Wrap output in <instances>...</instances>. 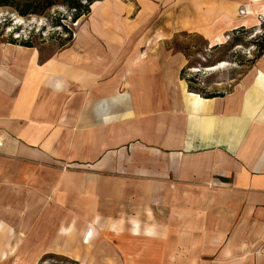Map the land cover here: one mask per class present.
<instances>
[{
    "label": "crops",
    "instance_id": "0c3cea01",
    "mask_svg": "<svg viewBox=\"0 0 264 264\" xmlns=\"http://www.w3.org/2000/svg\"><path fill=\"white\" fill-rule=\"evenodd\" d=\"M258 14L264 0H94L53 51L0 41V231L22 264H264V46L210 96L162 48Z\"/></svg>",
    "mask_w": 264,
    "mask_h": 264
},
{
    "label": "rangeland",
    "instance_id": "374dc122",
    "mask_svg": "<svg viewBox=\"0 0 264 264\" xmlns=\"http://www.w3.org/2000/svg\"><path fill=\"white\" fill-rule=\"evenodd\" d=\"M93 1L56 0L55 3L40 11L24 14L17 12L11 5L0 4V41L19 44L24 42L44 52L53 51L64 43H68L80 18L89 10ZM67 2L81 5L79 8H74ZM42 3V0H39L33 6L39 9ZM86 6H88L87 11ZM246 8L245 13H249V6ZM76 10H79V15L73 18L72 14ZM253 19L255 23L252 25L239 27L231 33L228 31L229 35L224 38L223 42H207L202 35L196 32L182 30L164 39L162 48L179 52L183 62L178 72L179 77L184 80L187 78L192 87L204 93L223 92L228 90L233 82L240 79L255 58L260 43L259 34L263 30L260 23L264 20V14H258ZM231 34H235L240 39V43L231 42ZM222 62L225 63L224 66L210 69ZM7 204L11 207L10 203ZM39 205L38 211L42 208V204ZM21 215L20 213L18 218L20 220ZM1 217L7 226L12 220H16L10 208L3 209ZM23 220L25 221L26 218ZM19 233L18 237L24 236L22 231ZM24 239H19V242ZM16 240V237L0 231V241L10 248V250H4L5 256L0 259V264L23 263L22 258H19L22 250L13 255L15 250L8 246ZM34 264H79V262L66 254L47 252L36 259Z\"/></svg>",
    "mask_w": 264,
    "mask_h": 264
},
{
    "label": "trees",
    "instance_id": "16d2710c",
    "mask_svg": "<svg viewBox=\"0 0 264 264\" xmlns=\"http://www.w3.org/2000/svg\"><path fill=\"white\" fill-rule=\"evenodd\" d=\"M38 1L39 0H15V1L14 0H0V4H8V5H11V6H13L16 9L17 12H19L21 14H24L26 12H37V11H40L43 8H46V7L50 6V5H52L53 3H55L56 0H42L43 3L41 4V7L39 9L33 6ZM67 4L70 5V6H72V7H74V8H79V6L81 5L80 3H72V2H70V3L67 2ZM85 9L87 11L88 10V6H86ZM78 11L76 10L72 14V17L73 18L74 17H77L79 15V12ZM260 24L262 25V29L263 30L259 34L260 35V41H259L260 43L258 44V49L256 51L257 53L255 54V56H257L260 53L261 49L264 46V20ZM230 40L233 43H240V39H238L235 34H232L231 35ZM21 44L29 45L28 43H24V42H22ZM185 81L187 83L188 90L197 92V93H199L201 95L210 96V95L219 94V92L204 93V92L198 90L197 88L192 87L190 85L189 80L187 78H185Z\"/></svg>",
    "mask_w": 264,
    "mask_h": 264
},
{
    "label": "bare ground",
    "instance_id": "6f19581e",
    "mask_svg": "<svg viewBox=\"0 0 264 264\" xmlns=\"http://www.w3.org/2000/svg\"><path fill=\"white\" fill-rule=\"evenodd\" d=\"M251 12H253L252 11V9L249 11V13H251ZM224 62H222V63H220V64H218V65H216V66H214V67H211L210 69H215V68H218V67H221V66H224Z\"/></svg>",
    "mask_w": 264,
    "mask_h": 264
}]
</instances>
